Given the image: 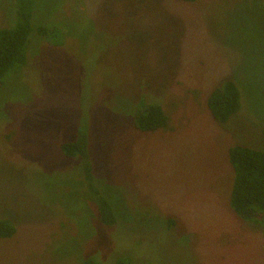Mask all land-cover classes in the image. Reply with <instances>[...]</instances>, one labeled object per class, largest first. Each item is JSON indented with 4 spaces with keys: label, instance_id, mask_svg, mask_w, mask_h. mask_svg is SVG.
<instances>
[{
    "label": "rangeland",
    "instance_id": "obj_1",
    "mask_svg": "<svg viewBox=\"0 0 264 264\" xmlns=\"http://www.w3.org/2000/svg\"><path fill=\"white\" fill-rule=\"evenodd\" d=\"M36 4V22L60 24L0 87V220L16 228L0 264H264V213L246 221L230 207L227 156L264 150V0ZM14 15L0 0V28ZM225 80L241 108L220 123L206 98ZM139 99L168 125L139 131ZM79 131L122 222L100 223L80 160L59 149Z\"/></svg>",
    "mask_w": 264,
    "mask_h": 264
},
{
    "label": "trees",
    "instance_id": "obj_2",
    "mask_svg": "<svg viewBox=\"0 0 264 264\" xmlns=\"http://www.w3.org/2000/svg\"><path fill=\"white\" fill-rule=\"evenodd\" d=\"M13 1L14 21L15 19L16 21L12 23L13 25L0 28V87L4 84L5 78L26 64L27 52L33 38L35 36L49 38L60 24V21L53 22V25L35 21L38 0ZM206 106L214 120L220 123L227 122L241 108L238 85L233 80L223 81L208 94ZM133 124L139 131L148 132L165 128L168 125V117L160 104L154 103L153 100L147 102L139 99L133 112ZM261 134L264 138V124ZM88 142L87 132L79 131L74 140L62 142L59 149L65 157L80 160L81 168L78 171L83 175L85 191L98 213L100 223L113 225L117 219L121 221L124 215L122 201L117 193V196L113 195L112 190L103 189L101 182L95 180ZM227 156L233 172L229 205L238 216L246 221H253L257 215L264 213V150L243 144H233L228 147ZM120 209L123 211L122 217H119ZM15 231L16 228L11 219L0 220L1 239L11 238ZM85 257L79 260L78 264H100L92 258ZM116 264L132 263L120 258Z\"/></svg>",
    "mask_w": 264,
    "mask_h": 264
}]
</instances>
